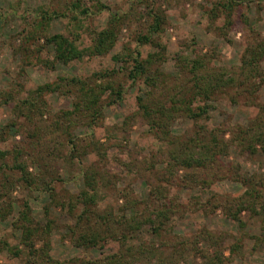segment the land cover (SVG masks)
I'll return each instance as SVG.
<instances>
[{
  "label": "rangeland",
  "instance_id": "374dc122",
  "mask_svg": "<svg viewBox=\"0 0 264 264\" xmlns=\"http://www.w3.org/2000/svg\"><path fill=\"white\" fill-rule=\"evenodd\" d=\"M66 1L0 0V91L12 92L14 97V100L0 107V151L23 145V157L32 160L37 156L41 163H31L29 166L38 182L30 186L21 182L11 192L13 211L6 220L0 219V238L20 245L21 230H13L12 223L22 204L29 203L33 217L42 224L47 222V205L49 218L56 223L51 233L53 257L96 258L102 252H111L116 245L86 251L75 247L63 235L68 233L66 225L73 223L69 212V195L85 188L82 166L95 163L99 155L91 153L85 156L83 162L80 158H60L52 166V172L45 171L48 167L42 149L31 145L37 138H26L25 133L22 134L16 126L9 127L16 114L12 110L14 105L21 103L23 98L31 97L30 91L55 82L60 76H89L96 71L120 69L122 62L114 59V56L124 53L125 47L139 49L142 57L157 51L156 46L140 44L137 40V34L147 30L153 10L164 18V30L155 37L166 45L165 58L160 62L165 72L178 75L184 69V59L197 55L210 56L211 64L217 67L238 66L253 37L264 38V0H238L241 5L235 6L230 24L225 18L224 9L217 5L221 0H101L107 9L95 12L89 2L87 6L92 8L90 15L81 14L79 21L69 13L65 16L60 14L66 11ZM43 8L59 12L47 26V33H65L71 39L77 38L81 47L91 43L87 31L89 27L103 29L114 13L125 18L118 42L108 54L63 63L55 59L52 44L46 45L43 38L37 40L38 33H30ZM26 34L30 39H27L26 46L32 49H36V45L41 47L40 54L44 59L53 61L54 67L38 63L36 53L34 57L24 58L27 50H19V45ZM262 71L264 73V63ZM124 85L122 98L105 105L103 117L94 127L80 122L72 132L74 137L86 136L87 142L94 133L95 140L106 151L105 170L109 171L110 176L106 181L108 188H105L109 192H101L106 196L101 202L102 209L110 204L117 214H122L120 207L127 197L147 198L152 180L166 186L171 195L183 200L180 211L172 217L169 235L151 231L155 226L152 223L143 226L139 233L141 239L131 244L137 248L142 242L146 250L161 246L164 251L158 252L156 258H152L147 251L141 256L136 254L135 264H216L218 259L221 264H264V149L258 146L255 151H244L238 147L231 133V129H238L239 125L247 126L254 117L260 118L264 128V120H261L264 119V81H260L257 93L248 98L249 104L234 103L226 95L219 97L212 103L209 117L202 118L197 125L187 117L176 114L171 125L172 138L176 141L174 146L158 140L149 131L148 123L139 112V99L147 97L149 87L142 80L135 82L130 79H124ZM43 96L51 107V114H45L40 122L43 138L48 140L54 126L51 122L53 114L72 108L73 98L60 92L44 93ZM3 100L4 97L0 95V104ZM108 100V94H105L103 103ZM202 127L207 130L219 129L220 133L226 130L222 133L225 146L218 154L217 161L199 168H178L177 165L174 170L178 174L171 175L168 166L170 151L173 148L183 149L182 140L194 130H202ZM43 148L56 153L50 142H44ZM255 181L261 189V198L255 201V208H244L238 212L240 203L246 205V191ZM114 187L121 193L115 195L111 191ZM123 188L127 191L125 196ZM192 203L195 209H192ZM235 212H238V220L232 217ZM174 242L180 243L181 253H177ZM161 253L164 254L163 259ZM0 264H26L25 256L13 257L4 251Z\"/></svg>",
  "mask_w": 264,
  "mask_h": 264
},
{
  "label": "trees",
  "instance_id": "16d2710c",
  "mask_svg": "<svg viewBox=\"0 0 264 264\" xmlns=\"http://www.w3.org/2000/svg\"><path fill=\"white\" fill-rule=\"evenodd\" d=\"M89 2L95 12L108 8L101 0H67L65 2L66 11L60 14L65 16L69 13L73 19L79 21L81 14L90 15L92 8L87 6ZM217 5L224 9L225 18L230 24L233 10L236 5L240 6L241 2L221 0ZM58 15L57 10L51 11L43 8L40 17L30 29V33L31 35L38 33L37 40L43 38L46 45L52 44L55 47V59L63 63L82 60L87 56L108 54L118 42L122 20L125 18L121 14L114 13L111 14L103 29L97 30L89 27L87 31L91 43L81 47L77 43V38L71 39L65 33L58 32L51 35L47 33V26H50L49 23ZM150 15L152 20L147 25V30L144 31L145 33H138L137 40L140 44L150 43L156 46L157 51L149 53L147 57H142L139 49L131 50L125 47L124 53L114 56V59L122 62L120 69L96 71L89 76H60L55 82L41 85L36 90L30 91L31 97L23 98L21 103L14 105L12 110L16 114L9 123V127L16 126L22 134L25 133L26 138H37L36 142L31 145L42 149V156L44 160H47L45 162L48 167L45 171L52 172V166L60 158L66 160L80 158L83 162L85 156L91 153L99 155L95 163L82 166L85 188L76 194L69 195V212L73 223L66 225L68 233L63 237L68 238L75 247L86 251L91 248L102 250L110 244H115L116 248L111 252H102L96 258L77 256L60 259L53 257L51 233L56 223L54 219L49 218L48 206H45L47 222L42 224L33 217L29 203L25 202L12 223L13 230H21L20 245L11 244L7 238H0V256L4 251L13 257L25 256L26 264H135L136 254L139 256L147 251L152 258H156L158 252L164 251L161 246L153 247L154 250H146L147 248L141 245L142 242L136 248V245L131 242L141 239L139 233L148 222L155 225L154 230L151 231L159 235H169L172 217L180 211L183 200L177 195H171L166 186L152 180L149 182L150 191L147 198L140 200L136 197H127L120 207L122 214H117L116 209L110 204H106L102 209L101 202L106 196L101 192H109L106 181L110 173L105 170L107 168L104 159L106 151L95 140L94 133L87 142L86 136L74 137L73 128L80 122H87L89 126L94 127L103 117L105 105L115 103L122 98L125 88L124 79L135 82L142 80L143 84L149 87V91L146 98L139 99V112L148 123L149 131L158 140L174 146L176 141L172 138L171 125L176 119V114L187 117L197 125L202 118L209 117V112L213 107L212 103L219 97L226 95L234 103H250L248 98L257 93L260 81H264L262 71L264 38L253 37V40L247 44L238 66L217 67L211 64L210 56L197 55L195 58H185L184 69L175 76L160 67V62L165 58L166 45L155 35L158 36L164 30V18L154 10ZM28 36L29 34L24 35L19 45V50H27L24 58L34 57L36 53L35 59L38 63L52 67L54 62L44 59L40 54L41 47L36 45V49H32L26 46V43L30 41ZM54 92L71 96L73 105L70 109L53 114L51 122L54 126L47 140L43 138L40 122L45 114H51V107L42 95ZM105 94H108L109 100L104 104ZM0 95L4 97L0 107L14 100L12 92L0 91ZM259 119V117H254L248 121L247 126L239 125L238 129H231L233 139L237 141L238 147L242 150L253 149L251 151H255L258 146L264 149V128ZM218 130H207L202 127V130L197 129L191 135H187L188 137L182 140L183 149L173 148L170 151L171 160L168 163L170 174L173 176L178 174L174 170V166L177 165L178 168L181 166L199 168L217 161L218 154L225 146L222 133L226 131L221 130L220 133ZM44 142H50L56 153L47 152L43 148ZM23 153V145L0 151L1 220H6L13 211L10 199L12 198L11 192L16 185L25 182L27 186H30L38 182L37 176L31 173L29 166L31 163L39 164L40 158L36 156L28 160L23 157ZM7 156H9L8 161ZM14 172L17 174L14 175ZM255 184L249 186L250 188L246 191L248 198L244 199L246 205L244 206L243 202L240 203L238 212L244 208H255V201L262 196L256 181ZM122 190L125 196L127 191L125 188ZM111 191L115 192V195L121 193L117 187ZM121 198L124 197L121 195ZM192 206V209H195L193 203ZM238 212L232 215L234 219H239ZM173 244L178 248L177 253H181L182 249L179 250L178 246L180 243L174 242ZM161 254L163 259L164 254ZM219 263L221 264V260H216V264Z\"/></svg>",
  "mask_w": 264,
  "mask_h": 264
}]
</instances>
